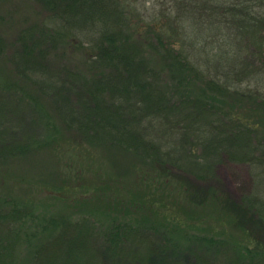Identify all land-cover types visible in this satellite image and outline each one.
<instances>
[{
  "label": "trees",
  "instance_id": "16d2710c",
  "mask_svg": "<svg viewBox=\"0 0 264 264\" xmlns=\"http://www.w3.org/2000/svg\"><path fill=\"white\" fill-rule=\"evenodd\" d=\"M185 1L202 12L219 8L212 37L228 52L235 40L222 32L225 23L256 54L264 51V0H175L178 10L187 8ZM25 2L30 10L15 18L0 0V264H264V217L250 206L255 203H229L213 188L202 195L167 168L171 163L205 179L228 159L262 168L253 183L264 190L258 70L235 63L229 75L203 70L154 23L143 28L129 21L121 2ZM88 2L87 14L76 10ZM68 28L88 44L76 43ZM85 28L98 36H85ZM36 114L53 129L40 135L34 125L17 127L23 118L33 123ZM70 157L76 169L99 175L96 199L108 191L114 202L94 199V215L76 222L67 211L49 209L51 197L65 201L75 188L59 174L71 175L61 166L62 159L71 165ZM96 162L94 171L90 163ZM129 171L137 174L134 185L125 178ZM11 179L20 184V196ZM40 193L49 198L40 203L41 217ZM83 202L75 196L68 205L78 212ZM214 212L233 227L230 237L211 233ZM203 223L211 236L193 231Z\"/></svg>",
  "mask_w": 264,
  "mask_h": 264
},
{
  "label": "rangeland",
  "instance_id": "374dc122",
  "mask_svg": "<svg viewBox=\"0 0 264 264\" xmlns=\"http://www.w3.org/2000/svg\"><path fill=\"white\" fill-rule=\"evenodd\" d=\"M5 1L7 2L6 14H9L8 16L12 17L13 15L15 18H23L24 16L23 14L25 13L24 10L25 9L30 10L25 0H5ZM83 1L84 0H81V2ZM109 2L112 3L111 4L112 6H115L117 2L119 3L121 2L123 6L122 8H124L123 13L127 15L129 21H132L134 23L140 22V25H142L143 28H146L147 22L154 23L157 30L165 33V35L167 34L166 35L167 39L169 38L170 40L169 42L172 45H174L177 48L183 45L186 51L191 52L190 55L191 58H189L188 54H187V58H189L192 64L201 67L203 70H210L211 72L217 70L220 71L223 70L225 71L224 73H226L229 70V67L232 66V64L234 63L243 66L249 65L251 67H254V69L258 71H260L261 69L262 71L264 70V51L260 54H256L255 48L252 45H250L252 48L247 45L246 38H244V40L243 39L241 40L242 35L240 33L236 38L234 33L235 30L233 29L228 30L226 28V23L224 25L222 32L223 33L226 32L229 37L232 36L233 41L235 40L234 42L235 44L233 47L234 49L231 50L230 48V51L228 52L226 48H224V45L220 44L224 42L223 40L219 41L221 38H219L218 35L217 36L213 35L212 37V34L215 33L214 28L217 25L216 22H218V20L221 17L219 12L220 10L217 7L216 9H214V11H212V9L210 8L213 7L212 5H210V7H206L208 9V13H207V12H202L200 10H196L195 7H190L186 1L182 3H183V7L185 4L187 8L185 10H183L182 8V11L178 10L177 3L175 2V0H105V3H109ZM210 3L205 2L207 6ZM90 5L91 2H88L86 5L82 3H78L76 10L83 12V14L85 15L87 14L88 11L87 9L89 8ZM166 9L168 10V12L166 11ZM188 9L195 11L190 12L188 11ZM221 10H223V8H221ZM92 12L94 14H97L98 12L97 8H92ZM27 13L29 12L27 11ZM105 16L106 15L103 13L102 20L105 18ZM213 17L215 18L213 19ZM222 18L224 19L223 14H222ZM85 21L86 20H84V22ZM93 30L97 31L96 28ZM173 30H175V32ZM68 31L70 34H73L72 36L71 35L70 36L73 38V40L76 43L84 42L85 44H88L89 39L87 38L85 39L83 35L77 34L76 32H72L70 28H68ZM89 32L92 33L94 37L98 36L97 33H94L93 31H89V29H86L85 34L84 33L82 34L91 37ZM75 48L77 49V46H75ZM222 49H224V52ZM54 67H57V65H55ZM258 71H254V73L257 74V76L260 75L261 79L264 81V71L263 72H258ZM226 74L229 75V73ZM231 74L233 73L231 72ZM53 78L56 80V77ZM79 78L81 80L84 79V77H80V76ZM79 78L77 77L78 82L80 81ZM60 80L61 78L60 76H58L56 81L59 83V85H61L62 83L60 82ZM8 96L9 94L5 95V97ZM32 122L33 123L28 124L23 118L21 119V122L19 123L17 122L18 123L17 127H21L23 130L24 126L34 125L36 129H40V135H43V132L45 131L46 128L53 129L52 125H49L48 123H46V121L43 122V119L37 114L33 116ZM70 158L72 161L71 164L72 166L69 164H64L63 159L61 166L63 167L64 171L67 174L70 173L71 175L65 176L61 173L59 174L61 175V177L64 178L66 177L68 178V180L70 179L71 181H73L71 182L69 180L70 181L69 183L73 185V188L75 186V188L68 193L69 198L67 200L64 201L62 199L64 202L60 200H56L51 197L50 201L52 204L50 205L51 208L49 209L50 212L55 215L56 214L60 215L63 214L61 212L67 211V214L70 216V220L76 222L82 219H87V218L90 219L94 215L90 212L94 208V205H89V204L90 203L93 204L94 199L97 200L96 199L97 192L96 190L93 191L92 188L94 187L95 182L98 180L99 175L95 172H92V169L88 173L84 169L81 170L80 168L81 171L76 169L73 164L74 160L76 159L72 157ZM222 160L223 161L221 162L220 165L217 166L215 172L209 175L205 179L197 178L194 174L184 172L182 169H180V167L172 166L171 163L167 164V168L171 172H174L176 175L180 176V178L185 179L187 181V184L191 185L197 193H200L202 195H205L208 190L213 188L214 190L217 191L218 194L224 196L229 201V203L239 206L247 205V203L248 205L255 203L254 205L252 204L250 206L256 211V213L257 210H259L257 214H259L260 217L263 218L264 190L258 191L257 190L258 187L255 185V183H253V178L258 177L259 170H260L259 175L262 174V168H254V167L251 168V166L247 164H236L229 161L228 159H222ZM25 165H23L24 167L21 166L19 168L22 174H25V169H27L26 167L27 165L26 166ZM99 166L100 164L98 162L92 164L90 163V168H93L94 171H96L97 170L96 168H99ZM55 171L56 169L54 171H51V173H54ZM73 173H75L76 175H73ZM33 177L36 178L34 175ZM125 178L127 179V181L130 178L131 182L134 185L137 181L136 180L137 174H134L133 172L132 175L131 171H129L127 172V174H125ZM19 180H20L19 182L21 183L22 180L21 179ZM127 181L126 183L128 185ZM138 182L140 185V180ZM19 185H20L19 183L15 182V179L10 180V186L12 187V189L15 188V193H17L20 196ZM121 187H122L121 188L122 192L125 194L124 191L126 190V185L122 184ZM135 187H138L137 184L135 185ZM261 187H264V184ZM38 190H41V188H38ZM102 194L103 195L100 196V199L97 200L95 203L103 204V206L104 203L105 206L107 204L113 206L114 202H109L108 200V191L107 193L102 192ZM21 195L24 196L23 193H21ZM75 196H77V199L78 198L84 199L83 204L79 206L80 208L78 209V212H74V210L71 209L68 205L72 202ZM37 198L39 199L38 201L39 204H37L39 206L38 216L41 217L45 212H43L42 208L40 209V205H41L40 203L43 200L49 201V198H47L46 194L44 193L38 194ZM68 210L70 211L68 212ZM218 214L219 212L210 213V216L213 217V220L210 224L211 226L210 228L213 229L212 230L213 232L211 233H213L214 236H217L220 239L228 238L230 237L228 236L230 234L229 232L230 231L233 232L232 230L233 227L227 222L226 219L219 217L222 215H218ZM258 216H256V218H259ZM95 218H96V214L93 220ZM99 218H102L103 221H105L104 216H101V214L97 216V219ZM256 218H254V220ZM39 224H38V228L39 230H41V225ZM207 225L208 224L205 223L200 224L198 225L197 228L193 229V231L196 232L200 231L202 232V234L207 231L209 232L210 228ZM238 233L240 234L241 232L239 231ZM244 245L245 244H243V246Z\"/></svg>",
  "mask_w": 264,
  "mask_h": 264
}]
</instances>
